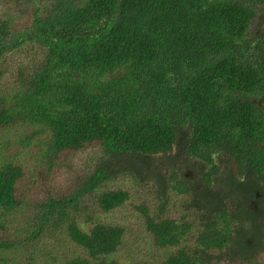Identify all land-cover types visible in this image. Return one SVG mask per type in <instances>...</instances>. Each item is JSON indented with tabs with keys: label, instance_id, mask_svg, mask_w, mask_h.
Wrapping results in <instances>:
<instances>
[{
	"label": "trees",
	"instance_id": "trees-1",
	"mask_svg": "<svg viewBox=\"0 0 264 264\" xmlns=\"http://www.w3.org/2000/svg\"><path fill=\"white\" fill-rule=\"evenodd\" d=\"M37 1L29 22L0 18V65L28 58L0 87V254L54 235L77 251L58 264H119L123 226L92 216L129 201L108 187L127 174L162 197L135 208L154 246L178 248L154 264H259L264 0ZM61 170L76 178L57 190ZM170 192L177 219L161 218Z\"/></svg>",
	"mask_w": 264,
	"mask_h": 264
},
{
	"label": "rangeland",
	"instance_id": "rangeland-1",
	"mask_svg": "<svg viewBox=\"0 0 264 264\" xmlns=\"http://www.w3.org/2000/svg\"><path fill=\"white\" fill-rule=\"evenodd\" d=\"M45 4L37 0H0V18L7 19L12 24H21L29 22L32 19L35 10H41ZM25 50V49H24ZM24 54L14 55L5 59L0 65V87H6L10 84L14 85L17 78L18 65L24 62ZM28 59V58H27ZM99 152L92 149L90 153L82 152L77 159H74L72 164L73 169H79L85 165L93 164ZM72 161V160H71ZM184 163V164H183ZM180 161L176 167L171 169H181L191 175V168H193V161L184 162ZM168 167V166H167ZM166 170V169H165ZM76 178L75 172L61 170L53 177V188L63 190L74 183ZM111 189H123L129 194V201L123 205L122 208L115 209L107 213L96 212L92 219L94 221H103L107 224H119L125 230L124 243L121 249L115 254V259L119 264H154L163 261L167 256L174 254L178 248L160 249L154 246L152 238L145 232L143 216L135 210L136 207L145 206L151 216L160 210L159 197L153 191V185L138 184L131 179L127 174L119 175L116 179L110 182L108 186ZM167 206L161 218L171 217L177 219L183 214V205L180 203L181 199L170 192L167 195ZM24 217L19 215L15 220V226L10 227V236L14 238L15 233L20 225H23ZM264 235V234H263ZM16 240V239H15ZM64 236L49 235L38 240L32 244H21L8 250V252L1 253L0 259L4 258L5 263L0 264H58L57 262L62 259L70 258L76 254L74 246L65 242ZM264 242V238H263ZM191 244L181 245L180 248L190 247ZM259 264H264V253L257 256ZM239 261L228 262L226 260L215 261L211 264H241Z\"/></svg>",
	"mask_w": 264,
	"mask_h": 264
}]
</instances>
